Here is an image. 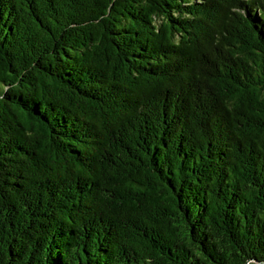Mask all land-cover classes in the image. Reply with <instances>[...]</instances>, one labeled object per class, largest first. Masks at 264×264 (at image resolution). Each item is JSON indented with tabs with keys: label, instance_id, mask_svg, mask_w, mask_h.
Segmentation results:
<instances>
[{
	"label": "trees",
	"instance_id": "trees-1",
	"mask_svg": "<svg viewBox=\"0 0 264 264\" xmlns=\"http://www.w3.org/2000/svg\"><path fill=\"white\" fill-rule=\"evenodd\" d=\"M0 264H264V0H0Z\"/></svg>",
	"mask_w": 264,
	"mask_h": 264
}]
</instances>
